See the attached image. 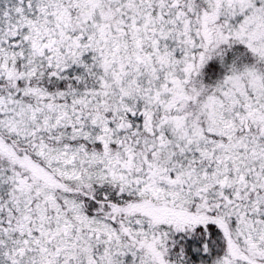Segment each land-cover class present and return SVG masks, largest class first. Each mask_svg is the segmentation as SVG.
Instances as JSON below:
<instances>
[{
  "label": "snow or ice",
  "instance_id": "obj_1",
  "mask_svg": "<svg viewBox=\"0 0 264 264\" xmlns=\"http://www.w3.org/2000/svg\"><path fill=\"white\" fill-rule=\"evenodd\" d=\"M0 264H264V0H0Z\"/></svg>",
  "mask_w": 264,
  "mask_h": 264
}]
</instances>
